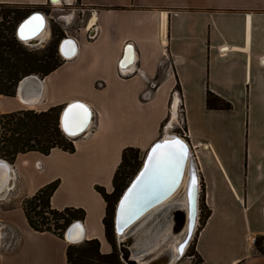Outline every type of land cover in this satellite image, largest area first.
I'll list each match as a JSON object with an SVG mask.
<instances>
[{"label": "crops", "instance_id": "0c3cea01", "mask_svg": "<svg viewBox=\"0 0 264 264\" xmlns=\"http://www.w3.org/2000/svg\"><path fill=\"white\" fill-rule=\"evenodd\" d=\"M0 4L48 10L59 43L64 38L76 43L75 55L60 57L55 70L23 78L14 96L0 95V115L63 108L73 101L91 111L87 132L71 140L73 152L55 147L47 154L30 151L6 161L12 182L0 194V224L10 226L18 238L10 250L0 249V264H67L70 244L51 232L32 230L21 206L54 181L50 207L81 210L83 241L95 239L100 253H109L103 225L107 205L97 188L112 193L124 149L145 153L164 137L173 97L183 107L185 141L203 184L207 215L193 245L200 264H264L254 243L261 237L264 241V0ZM74 21L81 25L75 27ZM125 53L132 55L129 66ZM120 68L131 73L122 76ZM207 93L242 107L239 140L224 142L225 154L218 151L212 130H195L189 117L192 105L221 111L206 108ZM234 148L240 155L230 153ZM259 248L264 252L260 242ZM193 260L184 254L171 264Z\"/></svg>", "mask_w": 264, "mask_h": 264}, {"label": "trees", "instance_id": "16d2710c", "mask_svg": "<svg viewBox=\"0 0 264 264\" xmlns=\"http://www.w3.org/2000/svg\"><path fill=\"white\" fill-rule=\"evenodd\" d=\"M0 6L12 8L0 13V95L14 96L16 87L23 78L30 75L46 76L60 65L61 58L57 48L60 33L58 29L52 28V38L43 52L27 51L21 47L16 39L15 29L32 11L17 6L1 4ZM205 102L207 109H230L229 104L211 93H207ZM60 110H62L61 107H53L42 112L18 111L0 115V159L10 162L17 154L30 151L47 154L55 147L73 152L72 142L65 138L59 128ZM138 154L139 152L133 148L123 150L120 165L113 177L111 194L106 195L102 189L97 188L107 205L103 225L105 238L111 247V251L107 254H101L99 243L95 239L82 241L79 245L67 247V264H124L120 260L119 251L112 237L111 203L118 195L117 200L115 199L117 203L122 193L119 190L121 179L123 180L119 177L120 170L133 166L132 163H137ZM56 187L57 182L54 181L40 188L34 195L24 199L21 206L27 224L32 230L51 232L62 238L63 232L72 222L82 219L83 212L73 208H64L61 211L52 209L49 200ZM203 210H205L204 205ZM206 215L207 212L205 218ZM260 240H263L262 237L255 240V248L259 253L264 254L259 248ZM187 251L185 254L192 256L193 264L201 263L194 252V248L189 253Z\"/></svg>", "mask_w": 264, "mask_h": 264}, {"label": "water", "instance_id": "95a60500", "mask_svg": "<svg viewBox=\"0 0 264 264\" xmlns=\"http://www.w3.org/2000/svg\"><path fill=\"white\" fill-rule=\"evenodd\" d=\"M52 4H58L59 0H49ZM45 14L40 11H35L29 14L26 18H24L15 29V37L19 42L29 41V45H38L34 39L44 28L45 25ZM32 17H39L42 23H40L39 27L32 28V26H25V28L21 29L22 25H26V22L31 20ZM35 24V22H33ZM24 38H21V37ZM69 47V48H68ZM76 51V43L71 38H64L60 41L58 45V53L62 59H70L75 55ZM129 53H125L126 60L130 58ZM133 62H130L132 64ZM74 105H82L83 109L85 104L77 102H72L67 104L61 113L59 118L60 121L63 122L67 113L73 108ZM87 107V106H85ZM87 111L89 116H91V111L87 107ZM81 123V122H80ZM60 128V126H59ZM60 130L63 132L62 128ZM84 130L79 132L78 134L72 135L68 133H64L63 135L69 139L75 140L85 134L87 131L83 133ZM179 141L180 145L183 146L182 152H178L176 155H163L158 161H150V156H157L162 153H167L168 147L174 146L175 142ZM157 145L161 147L153 152V149L156 148ZM190 147L188 143L176 136L170 137L169 139H163V137L156 140L152 143L149 149L146 152L145 158L143 160L142 167L132 178L129 185L124 189L123 194L119 198L113 218L114 223V231L115 233L122 237L124 236V240H118V251L120 254V260L124 264H135L133 259L130 256L129 251L126 247L122 245L125 244L130 246L131 254H135L138 251H143L147 249L148 245L154 240L156 234L154 235H143L141 238L143 242L137 243L136 245H132V236L131 231L137 224L138 220L143 217L145 214H148L152 211L153 208L160 205L165 201L179 186L181 179L183 177L184 170L187 169V208H188V218H187V229L186 233H184V237L182 241L178 244V251L183 250L190 240L193 227L195 225L197 209H198V198H199V176L196 168V162L194 159L193 153H190ZM2 165L9 167V179L10 185L12 182V173L10 170L9 164L0 159V188L4 185V181L6 178L5 169ZM8 174V172H7ZM9 185V186H10ZM174 215L179 216V218L183 219V215L180 211H174ZM173 215V216H174ZM174 221V219H173ZM135 223V224H134ZM148 225V222L143 224L138 228V231L143 230ZM178 229V230H177ZM176 232L181 229L178 227ZM83 230L82 226L78 221L72 222L64 231L63 237L67 242H78L82 237ZM118 239V237H117ZM136 247V248H135ZM144 248V249H142ZM142 249V250H141ZM167 262L160 261L159 258L157 261L150 260L147 264H171L173 260L178 259L180 256L175 252L167 251Z\"/></svg>", "mask_w": 264, "mask_h": 264}, {"label": "rangeland", "instance_id": "374dc122", "mask_svg": "<svg viewBox=\"0 0 264 264\" xmlns=\"http://www.w3.org/2000/svg\"><path fill=\"white\" fill-rule=\"evenodd\" d=\"M6 9H12V8H10L9 6H0V13L5 11ZM40 12L45 14V19H46V23H47V31H46L45 35L42 37L40 43L36 46L24 44V43L18 41L21 44V47L26 49L27 51H34V52H38V53L43 52L44 48H46V46L48 45V43L51 40L52 33L50 30V27H51V24H55V22L50 21L51 19H49L48 10L45 9V10L40 11ZM56 13L58 15V11ZM77 14H78L77 16H79V13H77ZM74 22H75V27L81 25L79 21H74ZM181 112L182 113H179L177 110L178 115L181 114V116L180 117L178 116V122H173L171 120L173 123L170 124L169 126H168V123L170 120V116H168L169 118H167V120L165 121V123L162 127V131L163 132L165 131L163 136H165L166 131H168L169 133L167 132V134L175 135V136H178L180 138L183 137L182 139H185L186 141H188V137L184 136L183 132H182V131L185 132V117H184L182 106H181ZM242 116H243L242 107H239V106H234V107L230 106V109L228 111L223 109L219 112H210V111H206L204 109V106L192 105L190 107V110H189V117L192 121L194 129L197 131L202 130V132H204V131L208 132V131L212 130L211 134L216 139V147H217L219 152H223L224 154L227 151L224 142L231 140V138H232V142L234 141V143L236 144L237 140H239V137L237 135H240V130H242L241 129V121L243 118ZM182 120H184V124H181ZM181 128L183 130H181ZM227 132H229V134ZM231 152H234V155H236V154L240 155L239 149L236 150L234 148L230 151V153ZM144 154L145 153L142 152V153H139L137 155V161L138 162L132 163V164H134L133 166L125 167V168H122L120 170L119 177L123 178V180L121 179V187L119 188L120 191H123V188L127 186V184L132 179V177L134 176L136 171L139 169L141 162H142V159L144 157ZM2 160H4V159H2ZM119 184H120V182H119ZM202 185L203 184L199 180V192L200 193H199V198H198V209H197V217H196L197 223H196L195 231L192 234V236L190 237L187 248H185L184 254L187 250H188L187 252L189 253L194 248L193 245H194L195 238H196L197 233H198V231L202 225L203 219L205 218L206 211L203 210V203H202V201H203V199H202L203 186ZM117 196H116V198H117ZM115 199L111 203L112 204V209H111L112 214L114 212V208H115V204H116V200H117V199L116 200ZM181 201H182L181 196L175 197L170 202L172 209L175 207H179L178 204H180ZM167 209L168 208L164 209L160 213L159 217L154 218L148 224L146 230L151 228V226L153 224H155V222H157L161 217L165 216V213H166L165 211ZM168 211H169V209H168ZM112 214H111V218H112ZM147 218H148V216L145 219H147ZM177 220H179V219H177ZM111 224H112V226H111L112 237H113V240H114L115 245H116L117 250H118V244H117L118 239H117L115 231H114L113 218H112ZM170 225L166 224V226L163 228V230L161 232H159V234L154 238V240L148 245L147 249H145L143 251H138L136 253V255L132 254L133 258L136 260H140L142 262L147 263L150 260H152L153 258H155L156 255L158 256L162 251L168 249V247L173 244L176 236H178L179 238H182L183 237V230L180 229L179 231L176 232V229L178 228L176 221L174 223L171 222ZM180 227L183 228L182 226H180ZM63 234H64V232H63ZM122 239H124V237ZM133 243L134 242H131V244H133ZM260 244L264 246V241H260ZM74 247H77V246H74ZM142 249H144V248H142ZM181 257H183V256H180L179 258H181Z\"/></svg>", "mask_w": 264, "mask_h": 264}, {"label": "bare ground", "instance_id": "6f19581e", "mask_svg": "<svg viewBox=\"0 0 264 264\" xmlns=\"http://www.w3.org/2000/svg\"><path fill=\"white\" fill-rule=\"evenodd\" d=\"M44 18H45V16H44ZM45 21H46V19H45ZM46 31H47V23L45 22L44 28L42 29V31L34 39H36V41L37 42L39 41V43H40V41H41L42 37L45 35ZM28 42L29 41H22V43H24V44H29ZM130 54H131V51H130ZM132 60L133 59H132V55H131L130 58H127V60L125 62V65H128L130 62H132ZM177 101H178V99L176 97H173L171 106L169 107V109H171V110H170V112L168 114V116H170V120H169L168 126L170 124H172L173 122H178V116L179 115L177 113V106H176L177 105ZM85 106H84V109L86 110V115H84V113H81V117L83 119V123L82 124L80 123V120L79 119H76V120L73 119V113H76V112H79L80 111L79 109L74 108V107L67 113V115H66L65 119L63 120V122L60 121V125L59 126H60V128H62V130H63L64 133H68V134L72 133V135H75V134H78L79 132H81L82 130H84L83 133L88 130V128L90 127V124H91V116H89L88 111H87V107H85ZM173 106H174V108H173ZM63 108H62V110H61V112L59 114V118L61 116V113L63 111ZM173 115L175 116V118H173ZM66 127L68 128V131L65 130ZM173 136H175V135L168 134L167 136H164L163 139H169L170 137H173ZM176 137H178V136H176ZM146 152H145L144 157L142 159L141 165H140L139 169L136 171V173L142 167L143 160L145 158ZM2 166L5 169L6 178H5V181L3 183L4 185L0 188V194L3 191H5L9 187V185H10L9 169H8L9 167H7L5 165H2ZM7 172H8V174H7ZM186 173H187V169L184 170L183 177H182L181 182H180L179 186L177 187V189L165 201H163V203H161L160 205H158L155 208H153L151 212H149L148 214H145L143 217H141L138 220L137 224L135 225V227L131 231V234H134L132 236V239H133L132 242H134L132 244L133 246L136 245L137 243L139 244L140 242H143L142 239H144V238H141L143 235L145 236V235H151V234L154 235V234H156V236H157L159 234V232H161L163 230V228L166 226V224L167 225L168 224L170 225L171 222L174 223L175 221H176L178 227H180V226L183 227L181 229L183 230V237H184V233H186V229H187V218H188L187 217L188 216L187 197H186V192H187V174ZM131 180L129 181V183L131 182ZM129 183L127 184V186L129 185ZM123 192H124V190L122 191L121 195L123 194ZM121 195H120V197H121ZM178 196H181L182 201H181L180 204H178L179 207H175V208L172 209V206L170 205L171 204L170 202L175 197H178ZM116 206H117V203L115 205V209H114V213H113V218H114ZM166 208H168L169 211L167 209L165 211L166 212L165 213V216L161 217L157 222H155V224H153L151 226V228H149V229L146 230V228L148 226L147 225L143 230L138 231V228L140 226H142L146 222H148V224H149L154 218L159 217L160 216V213L164 209H166ZM174 211H180V213L183 215V219L179 218V216H177V215H174L173 214ZM147 216H148V218L145 219ZM177 218L179 220H177ZM173 219H174V221H173ZM196 223H197V221H195V225L193 227L192 234L195 231ZM82 230H83V228H82ZM192 234H191V236H192ZM116 237H118V240H124V239H122L124 236L120 237L118 235V233L116 234ZM183 237L182 238H179L178 236H176L175 239H174L173 244L171 246H169L168 249L162 251L158 256L156 255V257L153 258L152 260L153 261H157V259L159 258L160 261L167 262V260H169V259L166 258L167 257L166 254H167V251L168 250H170L171 252H174V253L176 252L179 256H183L184 251H185V248H187V246L183 250L181 249L180 251H178V244L182 241ZM82 241H83V234H82V237L80 238V241H78V242H68V243L70 245H77V244L81 243ZM122 246L123 247H126L127 250L130 253V256H132L131 251H130V246H127L125 244H123ZM131 258L133 259V261H134L135 264H147L148 263V262L145 263V262H142L140 260H136V259L133 258V256ZM167 264H169V263H167Z\"/></svg>", "mask_w": 264, "mask_h": 264}, {"label": "built area", "instance_id": "2783aa9c", "mask_svg": "<svg viewBox=\"0 0 264 264\" xmlns=\"http://www.w3.org/2000/svg\"><path fill=\"white\" fill-rule=\"evenodd\" d=\"M119 73L122 76H127V75H129L131 73V70H130V68H127V69H121L120 68L119 69ZM148 95H149V91L146 92L145 96H148ZM171 103H172V101H171ZM176 106H177L178 112L182 113L181 112V106L182 105H181L179 100L177 101V105ZM180 116H181V114L179 115V117ZM181 124H184V120H182ZM181 130H183V129L181 128ZM182 132H183L184 136H187L184 131H182ZM65 138H67V137H65ZM181 138H183V137H181ZM67 140L71 141L72 139L67 138ZM17 238H18L17 237V233L15 231H13V229L10 226L4 225V224H0V249H2V250H10L12 245L17 242Z\"/></svg>", "mask_w": 264, "mask_h": 264}, {"label": "snow or ice", "instance_id": "6c2138e0", "mask_svg": "<svg viewBox=\"0 0 264 264\" xmlns=\"http://www.w3.org/2000/svg\"><path fill=\"white\" fill-rule=\"evenodd\" d=\"M33 22H35V24H33ZM40 23H42V21L40 20L39 17H32L31 20L26 22V25H22L21 26V29L23 31L25 26H32V28L34 30V28L39 27ZM21 38H24V37L22 36ZM72 107L77 108V109L80 110L79 112L73 113V119L74 120L79 119L81 124H82L83 123V119L81 117V113H84V115H86V110L83 109L82 105H74ZM65 130L68 131V128L66 127ZM70 134H72V133H70ZM160 147H161L160 145H157L156 148L153 149V152L155 153L156 150L158 148H160ZM182 150H183V146L180 145L179 141H177V142H175L174 146L168 147L167 153H162V154H159V155H157L155 157L154 156H150L149 160L150 161H158L161 158V156H163V155H172V156H174L178 152H182Z\"/></svg>", "mask_w": 264, "mask_h": 264}, {"label": "flooded vegetation", "instance_id": "af4514ba", "mask_svg": "<svg viewBox=\"0 0 264 264\" xmlns=\"http://www.w3.org/2000/svg\"><path fill=\"white\" fill-rule=\"evenodd\" d=\"M178 219V218H177Z\"/></svg>", "mask_w": 264, "mask_h": 264}]
</instances>
